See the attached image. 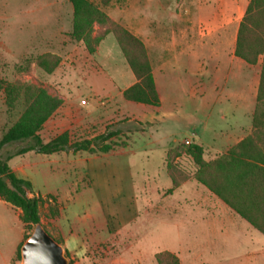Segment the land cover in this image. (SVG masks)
I'll return each mask as SVG.
<instances>
[{"label":"rangeland","instance_id":"rangeland-1","mask_svg":"<svg viewBox=\"0 0 264 264\" xmlns=\"http://www.w3.org/2000/svg\"><path fill=\"white\" fill-rule=\"evenodd\" d=\"M91 1L144 41L161 105L124 98L122 89L136 79L114 34L108 33L90 53L71 35L69 0H0V139L26 108L25 85L44 87L63 99L40 131L44 141L64 131L76 141L97 136L108 127L122 129L113 137L117 145L108 152L15 155L30 142L27 139L6 143L1 155H12L10 165L32 181L35 194L56 197V203L48 199L41 208L42 223L54 235L56 217L50 215V203L58 205L60 212L63 209V219L75 227H80L84 215L108 225L110 234L92 243L86 258L65 253L69 264H175L177 259L179 264H230L238 260L235 253L209 255L192 248V226L179 218L187 222L189 203L196 204L190 195L201 182L196 178L199 166L185 149L200 145L191 138L199 123L224 122L221 109L239 116L252 105L262 58L251 66L230 63L225 41L215 54L207 47H190L195 13L191 0ZM104 28L96 25L94 34ZM45 53L61 58L51 73L37 63ZM210 56L212 65L207 66L204 60ZM13 84L23 85L10 104L5 88ZM215 85L228 100L215 101ZM194 92L207 93L208 105ZM201 146L205 160L213 157L212 150L207 147L206 153ZM19 213L0 198V264H13L19 240L24 242L25 232L33 230L24 228ZM252 229L263 250L242 260L264 264V235ZM160 252L166 254L159 262ZM14 261L20 264L21 260L15 256Z\"/></svg>","mask_w":264,"mask_h":264},{"label":"trees","instance_id":"trees-1","mask_svg":"<svg viewBox=\"0 0 264 264\" xmlns=\"http://www.w3.org/2000/svg\"><path fill=\"white\" fill-rule=\"evenodd\" d=\"M73 6V29L71 35L77 41H82L90 53H94L100 41L113 33L129 64L136 81L123 90L127 100L160 105V96L156 86L152 65L144 41L127 27L113 20L98 4L91 0H69ZM104 26V30L94 34L95 26ZM235 54L249 64H257L262 58L259 83L257 87V103L253 115L252 135L247 136L229 149L226 154L213 161L203 157L201 145L191 144L185 149L193 156L199 166L197 180L206 185L216 195L234 208L255 228L264 234V0H250L240 20ZM59 55L45 53L38 57L37 63L46 72L51 73L60 63ZM23 84L6 86L7 98L10 104L18 98ZM26 108L20 117L6 130L0 139V151L6 144L13 141L29 139L30 142L19 148L15 155L28 151L52 154L61 151L108 152L117 143L113 137L122 132L121 128L110 129L92 138L73 141L69 131L44 141L40 135L44 123L62 105L63 99L51 94L44 87L25 85L23 87ZM262 133V134H260ZM261 142V145L259 144ZM12 155L3 157L0 153V198L20 210L19 217L25 229L31 231L36 224L44 228L59 243L62 238L54 235L43 223L41 208L48 199L57 202L56 197L47 194L46 198L40 193H34L31 180L16 173L9 161ZM210 169L212 171L210 172ZM215 174V175H214ZM209 175V176H208ZM176 186L177 183L173 182ZM51 217H58V205L50 203ZM29 232H25L27 239ZM21 242L16 250V257L21 260ZM67 256L71 255L65 249ZM165 252L156 255L162 261ZM168 254V253H167ZM70 264H72L70 262ZM100 264V263H94ZM175 264H179L178 259Z\"/></svg>","mask_w":264,"mask_h":264},{"label":"crops","instance_id":"crops-1","mask_svg":"<svg viewBox=\"0 0 264 264\" xmlns=\"http://www.w3.org/2000/svg\"><path fill=\"white\" fill-rule=\"evenodd\" d=\"M248 1L246 3L245 0H191L192 6L195 8L193 14L194 27L187 44L190 47L193 45L201 48L207 47L212 54H215L219 45L225 41L228 44L227 58L229 62L237 61L238 64H246V61L235 54V43L239 23ZM204 61L207 66L208 64L212 65V56L206 57ZM247 64L246 66L253 65ZM200 65H203V63L201 62ZM227 74L229 75V73ZM259 76L260 74L258 75L257 87ZM125 88L122 89V92ZM212 90L215 91V101L222 102L223 99L228 98L226 96L223 98L222 91H219L220 85H215ZM193 94L195 96L199 95L200 99L203 98L201 101L208 105L207 93L203 96L196 94V92ZM256 103L257 89L253 96L252 105L245 108L241 115H236L234 110L223 108L220 111V120L224 122L211 124L208 121L196 125L198 131L191 138L194 137L197 143L204 145L206 153L208 149L212 150L213 157H206V160L227 153L230 148L253 134L255 130L253 115ZM228 116H230V120H227ZM259 144L261 145V142ZM194 188L195 192L190 196L194 195L192 198L196 204L189 203L187 222L184 218H179V220L192 226L189 230V234L193 236L192 248L203 249L209 255L220 252V254L223 255L224 253L228 256L230 253H235L233 257L238 260L232 261L230 264H247L243 262V258L254 253H261L263 249L260 237L252 228L262 233L260 230L255 228L206 185L199 183ZM63 211L61 209L60 215L52 219L55 222L59 236L62 238L60 244L70 252L72 257L86 258L85 253L91 244H94L100 237L103 238L104 235H108V225H105L103 221L84 215L79 218L80 227H75L72 223H67L63 219ZM21 242L22 239L19 240L16 250ZM16 250L11 259L13 264H15ZM96 263L103 264L102 262ZM219 264L229 263L222 261Z\"/></svg>","mask_w":264,"mask_h":264},{"label":"water","instance_id":"water-1","mask_svg":"<svg viewBox=\"0 0 264 264\" xmlns=\"http://www.w3.org/2000/svg\"><path fill=\"white\" fill-rule=\"evenodd\" d=\"M21 264H69L63 246L39 223L21 246Z\"/></svg>","mask_w":264,"mask_h":264}]
</instances>
